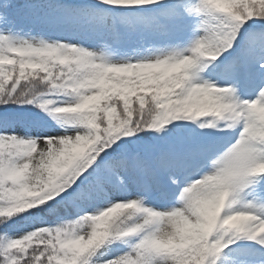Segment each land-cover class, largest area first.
Here are the masks:
<instances>
[{"label":"trees","instance_id":"trees-1","mask_svg":"<svg viewBox=\"0 0 264 264\" xmlns=\"http://www.w3.org/2000/svg\"><path fill=\"white\" fill-rule=\"evenodd\" d=\"M65 5L72 11L92 10L113 20L116 31L103 39L104 55L96 62L58 50L38 56V66L32 69L28 66L32 55L14 53L11 64L0 62V115L43 124L84 126L94 134L95 143L73 165L65 189L45 202L27 180L17 186L4 173L16 150L25 154L30 149L3 146L0 264H98L97 257L103 247L123 251L116 264H150L163 258H170L173 264H216L220 252L212 242L215 237L224 236L221 215L226 208L236 214L234 223L237 216L243 215L238 221L240 232L236 234L251 237L264 248V231L252 227L249 220V216L261 214L257 203L236 198L230 206L224 205L227 191L236 195L238 181L253 190L264 184V162L258 152H250L243 142L229 145L226 138L238 111L244 107L239 91L191 89L190 80L182 73L161 68L151 70L150 83L143 86L139 81L142 72L109 65V57L127 51L133 37L144 33L147 23L155 29L159 23L169 34L158 47L179 45L195 38L207 25L223 23L230 25L238 36L230 50L216 56L204 48L194 60L184 62V66L198 82L205 81L209 72L220 75L244 71L250 83H254L256 60L264 51L261 48L264 0H0V17L18 28L35 13L51 14ZM127 17L137 21L127 25L124 22ZM149 41H153V36ZM260 68L264 69V63ZM51 97L72 100L75 111L54 112L48 101ZM196 121L201 126L193 125ZM257 128L264 138V116L257 120ZM180 143L197 159L207 157L214 149L222 151L227 171L219 182L215 205L210 204L208 196H200L187 206L208 236L184 223L179 228L178 244L163 247L149 240L165 221L162 216L147 215L141 209L146 200H156V191L143 184V176L146 168L163 171L170 150L178 151ZM114 154L127 161L126 171L120 174L124 183L130 181L127 188L136 192V200L118 202L95 215H81L80 210L98 201L96 187L108 177L103 162ZM47 166L51 174H56L63 166H72V161L53 160ZM139 204L141 207L137 208ZM36 216L48 221L50 226L31 229L17 240L10 238L11 229H20ZM139 216L143 218L139 228L145 232L143 236L132 232ZM84 227L90 228L91 241L84 249L75 250L71 245L73 233ZM255 264H264V256Z\"/></svg>","mask_w":264,"mask_h":264},{"label":"rangeland","instance_id":"rangeland-1","mask_svg":"<svg viewBox=\"0 0 264 264\" xmlns=\"http://www.w3.org/2000/svg\"><path fill=\"white\" fill-rule=\"evenodd\" d=\"M136 21L129 17L124 19L127 25ZM102 24L107 28H103ZM157 25L155 29L147 23L144 33L133 37L131 44L127 46V51L121 54L114 53L109 57V65L121 70L142 72L139 81L143 86L150 83V71L161 68L166 72L182 73L185 79L190 80L191 89L203 87L237 89L244 108L239 111L237 120L230 126L226 138L231 145L243 142L250 152L257 151L264 162V138L257 128V120L264 116V69L259 66L254 69V83H250L244 71L220 75H212V72H209L205 81L198 82L184 66V62L194 60L197 53L204 48H208L216 56L227 53L238 38L233 28L223 23L207 25L192 40L173 47L170 45L158 47L157 45L166 42L169 34L164 26L159 23ZM115 31L113 20L109 16L96 14L92 10L72 11L68 5L51 14L35 13L18 28L11 26L6 18L0 17V40L3 42L0 46V62L5 65L11 64L14 53L27 52L32 55L28 65L33 69L38 66V56L58 50H61L62 54L77 53L97 62L104 55L103 39L108 33ZM150 36H153L152 42L149 41ZM261 48H264V42ZM256 62L259 65L264 63V51ZM48 101L54 112H73L76 109L75 103L66 97H51ZM193 125L201 126L199 121L194 122ZM94 143V134L84 126L43 124L0 115V150L6 144L15 150L18 146L30 149V152L25 154L16 150L5 166V175L17 186L20 181L27 180L30 186L41 193L40 198L44 202L52 200L62 189H65L73 165L87 154ZM215 151V149L210 151V154L208 152L209 156L206 159L197 160L190 156L180 143L179 151L172 153L168 158L161 177L151 169H145L144 183L154 188L156 200H147L143 209L147 215H160L165 221L161 228L149 236L152 243L163 247L177 245L179 228L184 223L191 225L195 231H200L204 237L208 236L207 230L190 213L187 206L200 196H208L210 204L215 205L219 182L227 171L225 155ZM177 155L183 156L184 160L182 157L177 158ZM65 159H70L72 166H63L56 174L49 172L47 164L50 161ZM126 162L124 157L117 154L104 160L108 180L98 184L96 187L98 201L92 202V207L80 210L81 215L91 216L118 202L136 200V192L127 188L130 181L124 183L119 180L120 172L127 169ZM175 168H179L178 173H174ZM243 183V181L237 182L236 197L255 201L261 208V214L249 216V220L252 222V227L262 232L264 231V184L253 190L247 189L248 187ZM79 194L80 192H77L76 196L79 197ZM229 199L234 198L228 197L227 202ZM227 202L225 205H229ZM233 217L235 215L229 210L221 217L224 236H217L212 242L220 252L216 264H255L258 258L264 256V248L256 241H252L251 237L236 235V232H240L241 224L238 221H241L243 215L237 216L239 217L236 218L237 223H234ZM142 220V216H139L132 226V232H139V236L145 234L144 231H139ZM40 226L49 227L50 223L36 216L20 229H11L9 236L12 240H17L25 232ZM90 241V228L84 227L74 231L71 245L75 250H82ZM231 244L233 247L229 246ZM122 254L123 251L119 248L103 247L97 257V263L116 264ZM150 264H173V261L170 258H163L156 259Z\"/></svg>","mask_w":264,"mask_h":264},{"label":"bare ground","instance_id":"bare-ground-1","mask_svg":"<svg viewBox=\"0 0 264 264\" xmlns=\"http://www.w3.org/2000/svg\"><path fill=\"white\" fill-rule=\"evenodd\" d=\"M176 173H178L179 171H178V169L175 171ZM183 179H184V177H182ZM182 180V179H181ZM230 247H233V245L231 244V245H229Z\"/></svg>","mask_w":264,"mask_h":264}]
</instances>
